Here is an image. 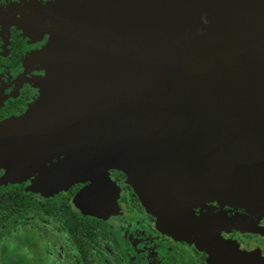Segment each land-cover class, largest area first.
Returning <instances> with one entry per match:
<instances>
[{
  "label": "water",
  "instance_id": "1",
  "mask_svg": "<svg viewBox=\"0 0 264 264\" xmlns=\"http://www.w3.org/2000/svg\"><path fill=\"white\" fill-rule=\"evenodd\" d=\"M27 30L48 36L28 59L45 75L0 125L7 176L88 183L75 204L96 216L109 170L162 223L264 213V0H50Z\"/></svg>",
  "mask_w": 264,
  "mask_h": 264
},
{
  "label": "flooded vegetation",
  "instance_id": "2",
  "mask_svg": "<svg viewBox=\"0 0 264 264\" xmlns=\"http://www.w3.org/2000/svg\"><path fill=\"white\" fill-rule=\"evenodd\" d=\"M49 1L0 0V125L39 97L34 84L45 72L28 59L48 36L27 29ZM38 177L0 167V264H264V213L206 202L166 226L123 172L109 170L93 203L111 211L96 216L75 204L88 183L50 192Z\"/></svg>",
  "mask_w": 264,
  "mask_h": 264
},
{
  "label": "rangeland",
  "instance_id": "3",
  "mask_svg": "<svg viewBox=\"0 0 264 264\" xmlns=\"http://www.w3.org/2000/svg\"><path fill=\"white\" fill-rule=\"evenodd\" d=\"M34 5V4H33ZM46 5L44 4V6L42 7V8H40V10H37V11H34V10H32V12H31V14H34L37 18L39 17V15H40V13H41V11H42V9L45 7ZM34 7V6H33ZM33 18V19H31V20H29V22H28V25H30L32 22H36L37 21V18ZM28 176V175H27ZM39 191L41 192V193H44L43 191H41L40 189H39ZM45 194V193H44Z\"/></svg>",
  "mask_w": 264,
  "mask_h": 264
}]
</instances>
